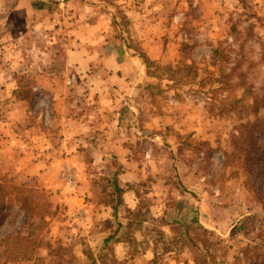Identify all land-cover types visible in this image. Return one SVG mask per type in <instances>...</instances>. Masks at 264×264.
Listing matches in <instances>:
<instances>
[{
    "label": "rangeland",
    "instance_id": "1",
    "mask_svg": "<svg viewBox=\"0 0 264 264\" xmlns=\"http://www.w3.org/2000/svg\"><path fill=\"white\" fill-rule=\"evenodd\" d=\"M96 19L130 101L72 94ZM0 184V264H264V0H0Z\"/></svg>",
    "mask_w": 264,
    "mask_h": 264
},
{
    "label": "crops",
    "instance_id": "2",
    "mask_svg": "<svg viewBox=\"0 0 264 264\" xmlns=\"http://www.w3.org/2000/svg\"><path fill=\"white\" fill-rule=\"evenodd\" d=\"M94 6L91 5V8L88 9V11L97 14L104 11L100 10V8H98L99 6ZM87 21L88 20L81 24V32H77V27L80 26L76 25L77 27L73 32L75 35L74 38L68 39L67 44L65 43L64 47H62L64 53L63 63L68 66L70 75H72L71 77H66V79L73 84L72 87L75 88L72 91V94L79 86V79H82L81 84L83 85H88V83H94L95 81V85H101V83H103L102 80L107 78L112 82V85L114 83L122 84L119 91H121L123 87L128 89L125 91L127 92L126 95L129 101L131 98L134 99L137 94L135 87L141 79L138 68L139 59L133 57L128 52H125L124 55H118L116 50L112 47V44L106 41V37H104L105 35H102L104 33L102 31H106V29H101L98 19H96V22L94 20ZM95 64L102 66L98 69L100 70L98 73H96L97 71L94 73L93 69L90 71L91 67H96ZM103 71L107 72L100 73ZM84 77H86V79H84ZM125 82L127 83L125 84ZM129 84H131V87ZM107 89V87H104L102 90H99L102 100L111 97L110 92H108ZM112 95L114 97V94ZM114 100L117 99L114 98ZM124 104H126L129 109L135 111V108H132L129 103ZM71 106L74 105L72 104ZM62 119L64 120V123H72V125H75L74 123L77 121L76 118H72V116H68L67 114L62 116ZM123 176L125 177L126 174Z\"/></svg>",
    "mask_w": 264,
    "mask_h": 264
},
{
    "label": "trees",
    "instance_id": "3",
    "mask_svg": "<svg viewBox=\"0 0 264 264\" xmlns=\"http://www.w3.org/2000/svg\"><path fill=\"white\" fill-rule=\"evenodd\" d=\"M14 93L16 94V96L18 97V99L25 98L24 96H19L20 93H21L19 90L15 91ZM23 93H24V91L22 92V94ZM116 182H117V180H114L113 181V185H114V188L116 189V191L119 192V191H121V188L118 186V184ZM2 191H3L2 184H0V192H2Z\"/></svg>",
    "mask_w": 264,
    "mask_h": 264
}]
</instances>
